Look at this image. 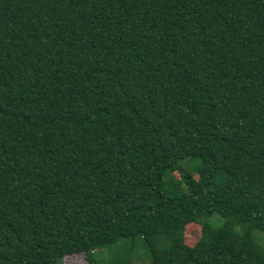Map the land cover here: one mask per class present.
I'll list each match as a JSON object with an SVG mask.
<instances>
[{"label":"trees","instance_id":"trees-1","mask_svg":"<svg viewBox=\"0 0 264 264\" xmlns=\"http://www.w3.org/2000/svg\"><path fill=\"white\" fill-rule=\"evenodd\" d=\"M135 237L264 264V0H0V264Z\"/></svg>","mask_w":264,"mask_h":264},{"label":"rangeland","instance_id":"rangeland-1","mask_svg":"<svg viewBox=\"0 0 264 264\" xmlns=\"http://www.w3.org/2000/svg\"><path fill=\"white\" fill-rule=\"evenodd\" d=\"M191 163L192 165L195 164L193 161ZM171 174V180L174 183H177L178 174L176 172H172ZM213 220L218 221L215 216L213 217ZM198 237L199 226L197 224L191 223L184 227L183 242L186 245L191 246L198 239ZM127 253H129V264H150L149 252L139 237H135L132 241L129 239H121L111 246L97 250L95 249L94 251V255L98 259L99 264H113L114 258H124L126 257ZM54 264H86V261L84 260L83 254L78 253L63 256Z\"/></svg>","mask_w":264,"mask_h":264}]
</instances>
